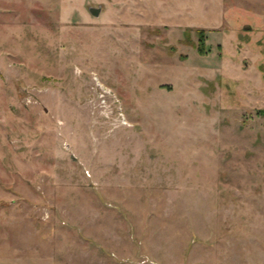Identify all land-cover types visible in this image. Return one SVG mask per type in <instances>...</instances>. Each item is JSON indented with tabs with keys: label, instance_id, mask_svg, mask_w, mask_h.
<instances>
[{
	"label": "rangeland",
	"instance_id": "1",
	"mask_svg": "<svg viewBox=\"0 0 264 264\" xmlns=\"http://www.w3.org/2000/svg\"><path fill=\"white\" fill-rule=\"evenodd\" d=\"M0 264H264V0H0Z\"/></svg>",
	"mask_w": 264,
	"mask_h": 264
},
{
	"label": "water",
	"instance_id": "2",
	"mask_svg": "<svg viewBox=\"0 0 264 264\" xmlns=\"http://www.w3.org/2000/svg\"><path fill=\"white\" fill-rule=\"evenodd\" d=\"M91 12H92L94 15H99V13H100V8H97V7H91Z\"/></svg>",
	"mask_w": 264,
	"mask_h": 264
}]
</instances>
